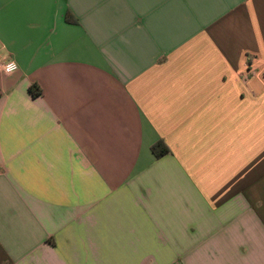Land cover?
<instances>
[{
  "label": "crops",
  "instance_id": "obj_1",
  "mask_svg": "<svg viewBox=\"0 0 264 264\" xmlns=\"http://www.w3.org/2000/svg\"><path fill=\"white\" fill-rule=\"evenodd\" d=\"M13 58L0 264H264V0H0Z\"/></svg>",
  "mask_w": 264,
  "mask_h": 264
},
{
  "label": "trees",
  "instance_id": "obj_2",
  "mask_svg": "<svg viewBox=\"0 0 264 264\" xmlns=\"http://www.w3.org/2000/svg\"><path fill=\"white\" fill-rule=\"evenodd\" d=\"M67 21L76 22V20H74V18L70 14L67 15ZM31 91L34 95H36V93L33 90H31ZM152 152L156 158H161V157L167 155L169 150L163 142H158L157 144H155L153 146Z\"/></svg>",
  "mask_w": 264,
  "mask_h": 264
},
{
  "label": "clouds",
  "instance_id": "obj_3",
  "mask_svg": "<svg viewBox=\"0 0 264 264\" xmlns=\"http://www.w3.org/2000/svg\"><path fill=\"white\" fill-rule=\"evenodd\" d=\"M0 70H2L6 76L12 77L16 73L20 72L22 69L18 61L15 58H13V59H10L7 64L0 67Z\"/></svg>",
  "mask_w": 264,
  "mask_h": 264
},
{
  "label": "built area",
  "instance_id": "obj_4",
  "mask_svg": "<svg viewBox=\"0 0 264 264\" xmlns=\"http://www.w3.org/2000/svg\"><path fill=\"white\" fill-rule=\"evenodd\" d=\"M8 62H9V60H7L5 62L0 61V67H2L3 65L7 64Z\"/></svg>",
  "mask_w": 264,
  "mask_h": 264
}]
</instances>
